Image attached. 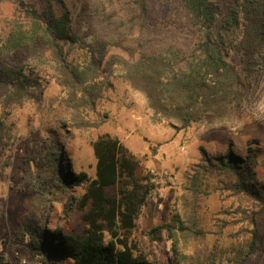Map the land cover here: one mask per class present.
<instances>
[{
  "label": "rangeland",
  "instance_id": "rangeland-1",
  "mask_svg": "<svg viewBox=\"0 0 264 264\" xmlns=\"http://www.w3.org/2000/svg\"><path fill=\"white\" fill-rule=\"evenodd\" d=\"M63 1L77 39L70 59L85 67L93 52L98 56V44L110 32V0ZM146 1L147 29L141 37L145 51L168 44L187 52L196 45L198 33L180 0ZM213 1L221 11H232L231 16L242 10V0ZM15 2L0 3V40L12 21L24 22ZM261 4L264 19V0ZM238 35L237 30L228 35L234 48L227 60L244 82L240 107L222 124H196L180 131L154 120L143 94L125 78L119 57L128 56L118 48H107L99 77L83 85L87 92L78 91L75 96L58 83L42 47L26 54H5L0 49V254L5 262L44 264L27 246V238L18 236L36 215L49 231L78 234L88 227L83 215L90 206L79 209L84 184L65 186L62 193L52 187L41 190L40 182L55 183L49 165L74 180L81 173L94 179L92 143L109 134L136 161L135 178L150 190L131 237L149 261L168 264L175 240L179 252L188 258L185 264H233L234 255L248 250L256 232V249L248 264H264V204L228 190L224 174L204 172L200 155V149L210 157L224 155L230 147L242 158L251 156L257 183L264 186V47L253 73L244 76L243 57L236 51ZM21 66L23 76L33 83L30 96L16 103L11 83L20 77ZM105 194L115 198L117 186L105 188ZM173 214L180 215L185 230L174 237L163 230L158 240H150L147 233L169 223Z\"/></svg>",
  "mask_w": 264,
  "mask_h": 264
},
{
  "label": "trees",
  "instance_id": "trees-1",
  "mask_svg": "<svg viewBox=\"0 0 264 264\" xmlns=\"http://www.w3.org/2000/svg\"><path fill=\"white\" fill-rule=\"evenodd\" d=\"M261 1L242 0V10L231 16L232 11H221L213 0H180L198 33L196 45L187 52L168 44L147 52L141 40L147 29V1L110 0L111 10L107 14L110 32L98 44V56L92 51L88 65L80 67L70 59L77 39L72 35L70 14L64 1L41 0L28 4L16 0L24 22L9 24L0 40V49L5 54H26L35 47H42L58 83L75 96L78 91L87 92L83 85L99 77L107 48H118L128 56V59L119 57L126 80L132 89L143 94L155 121L167 123L177 131L196 124L209 127L227 121L243 101L242 76L227 60L229 51L234 48V40L228 35L231 30L239 32L236 51L243 57V75H251L264 47ZM23 71L21 66L20 77L11 83L12 99L16 103L31 94L29 87L33 82L23 76ZM92 150L96 160L94 179L89 180L81 173L74 180L70 174L58 173L49 165L50 179L55 183L46 179L40 182L41 190L52 187L62 193L65 186L84 184L79 209L83 211L89 204V210L83 215L88 227L78 234L57 229L49 231L36 215L28 221L24 232L18 233L20 240L27 238V246L44 264H65L66 261L70 264H156L140 253L131 239L150 191L135 178L136 161L126 155L118 139L109 134L98 137L92 143ZM200 155L204 172L224 174L229 179L228 190L264 204V186L257 183L251 156L242 158L230 147L224 155L210 157L204 149H200ZM111 186H117L115 198L105 194V188ZM163 230L171 237L183 232L185 227L180 215L173 214L169 223L152 228L147 233L148 238L158 240ZM256 236L253 232L248 250H239L232 259L233 264H248L256 249ZM171 251L168 264L187 262L188 258L179 252L175 240ZM0 264H7L1 254Z\"/></svg>",
  "mask_w": 264,
  "mask_h": 264
}]
</instances>
